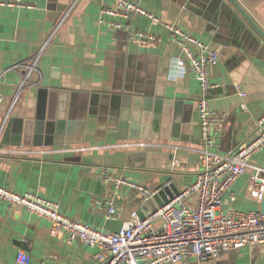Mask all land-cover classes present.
I'll list each match as a JSON object with an SVG mask.
<instances>
[{
    "label": "crops",
    "instance_id": "1",
    "mask_svg": "<svg viewBox=\"0 0 264 264\" xmlns=\"http://www.w3.org/2000/svg\"><path fill=\"white\" fill-rule=\"evenodd\" d=\"M23 1L31 4L0 5V92L4 96L0 102V184L55 199L67 215L105 231L119 229L133 209L144 216L162 205L165 201L157 194L163 187L172 184L181 191L191 186L202 148L199 83L190 66L182 76H171V59L181 49L169 29L135 15L133 28L160 36L158 44L142 43L131 39L127 29L99 23L101 8L112 5L113 0ZM135 1L162 21L183 27L220 51L218 63L208 69L211 80L218 84L209 91V104L223 117L214 151L227 153L254 137L257 120L264 114V41L232 2ZM37 55L36 69L22 84ZM43 87L56 96L61 90L72 92L70 101L76 112L69 119L65 143L86 150L62 152L60 144L16 143L15 119L35 107ZM138 90L155 93L165 103L177 102L176 114L191 123L180 134L169 131L166 137L154 132L156 137L149 139L154 144L149 150L160 151L163 143L175 144L176 148L168 151L179 153L184 167L164 168L160 160L142 167L134 157L127 164L130 147L125 145L135 140L120 138L129 133L113 124L108 107L121 95ZM80 111H85V118L80 117ZM10 119L12 127L6 133ZM69 156L80 158L68 160ZM250 162L259 166L264 176V149L255 152ZM99 167H109L113 174L142 183L152 196L144 201L137 188L115 187L96 175ZM249 171L232 184L223 207L262 210L264 200L257 205L244 196ZM231 191L237 194L236 200L231 199ZM169 192V197L175 194ZM196 196L193 192L187 198L189 205H195ZM109 199L118 205L116 219L108 218ZM22 237L28 239L24 244ZM21 247L32 257L29 264H98L93 247L80 240L68 243L50 233L45 218L0 201V264H20ZM175 264H264V243L231 249L212 261L194 258Z\"/></svg>",
    "mask_w": 264,
    "mask_h": 264
},
{
    "label": "built area",
    "instance_id": "2",
    "mask_svg": "<svg viewBox=\"0 0 264 264\" xmlns=\"http://www.w3.org/2000/svg\"><path fill=\"white\" fill-rule=\"evenodd\" d=\"M30 4L23 0L0 2V5L7 6ZM135 15L163 23L180 46V54L171 59V76L173 73L174 76H182L190 66L198 80L197 106L202 148L199 169L192 185L169 197L167 202L149 214L142 216L138 209H133L129 218L114 231H105L88 221L67 215L59 201L39 193H20L0 184V201L11 206H22L28 212L45 218L49 222L50 233L68 243L80 240L93 247V258L98 264H175L194 258L198 262H206L216 260L234 248L264 243V211L223 207L226 193L248 169L251 171L244 196L257 205L264 200V176L260 173L261 168L250 162L255 152L264 149V114L257 120L254 137L227 153L214 151L223 117L209 104V91L218 84L211 80L208 69L218 63L220 51L183 27L162 21L161 17L135 0H113L112 5L101 8L98 21L127 29L131 39L158 44L160 36L132 27L131 20ZM39 56L28 65L22 84L30 79ZM173 60L178 63L174 65ZM3 99L0 92V102ZM60 146L62 152H78L87 148L66 143ZM177 165H180L178 158L173 161V166ZM96 175L105 181H112L115 187L128 185L137 188L144 201L152 196L153 192L148 187L113 174L109 167L97 168ZM193 192H197V196L195 205L191 206L187 198ZM230 195L232 200L237 199L235 192L231 191ZM118 210L115 200L109 199L108 218L116 219ZM27 241L26 237H22V244ZM18 261L20 264L32 261L31 255L23 247L19 249Z\"/></svg>",
    "mask_w": 264,
    "mask_h": 264
},
{
    "label": "water",
    "instance_id": "3",
    "mask_svg": "<svg viewBox=\"0 0 264 264\" xmlns=\"http://www.w3.org/2000/svg\"><path fill=\"white\" fill-rule=\"evenodd\" d=\"M230 1L264 41V0ZM70 97L72 99V92L68 90H61L56 96L52 91L47 92L44 87L41 88L35 107L28 108L25 112L26 116L23 118L15 119L16 143L23 142L33 145L68 143L69 119L76 112L72 108ZM117 99L112 101L108 107V112H111V121L120 131L127 130L129 133L127 137L125 135V137L121 136L120 138L135 140L133 143L125 145V147H130L127 153V164L134 157L138 166L142 167L153 160L162 161L164 168L178 169L184 167L185 163L183 162L173 166L174 158H180V156L179 153L168 150L175 149V144L163 143V145L161 144L163 149L160 151L148 149L154 146L149 140L156 137L154 132L159 134L163 132L162 136L167 137L169 131H173V134L176 132L180 134L184 128L191 125V123L183 121L179 114H176L179 110L178 103H165L164 99L155 93H146L142 90L131 91V93L121 95ZM90 109L92 108H89L88 113H91ZM79 115L85 118V111H80ZM11 127L12 119L8 121L6 133ZM171 137L175 136L171 135ZM79 158L76 156L67 157L68 160ZM169 186L170 188L163 187L158 191L165 202L169 199V190L175 193L179 192L174 185L170 184ZM262 211H264V201Z\"/></svg>",
    "mask_w": 264,
    "mask_h": 264
},
{
    "label": "clouds",
    "instance_id": "4",
    "mask_svg": "<svg viewBox=\"0 0 264 264\" xmlns=\"http://www.w3.org/2000/svg\"><path fill=\"white\" fill-rule=\"evenodd\" d=\"M172 63L175 65L176 63H178V61L173 60ZM174 76V73H173Z\"/></svg>",
    "mask_w": 264,
    "mask_h": 264
},
{
    "label": "rangeland",
    "instance_id": "5",
    "mask_svg": "<svg viewBox=\"0 0 264 264\" xmlns=\"http://www.w3.org/2000/svg\"><path fill=\"white\" fill-rule=\"evenodd\" d=\"M157 195H159V193L157 194ZM143 200V199H142ZM151 203V202H150Z\"/></svg>",
    "mask_w": 264,
    "mask_h": 264
}]
</instances>
